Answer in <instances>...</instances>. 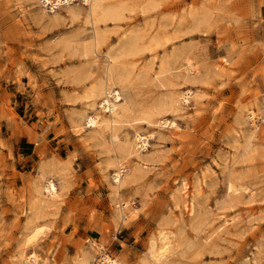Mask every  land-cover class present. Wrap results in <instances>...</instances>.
Wrapping results in <instances>:
<instances>
[{"label":"rangeland","instance_id":"rangeland-1","mask_svg":"<svg viewBox=\"0 0 264 264\" xmlns=\"http://www.w3.org/2000/svg\"><path fill=\"white\" fill-rule=\"evenodd\" d=\"M102 6L117 11L99 10L92 23L82 0L56 13L42 0H0V264H22L35 226L43 229L36 252L46 264H99L96 243L119 264L142 263L161 229L172 236L169 264H264V0ZM129 39L137 51L119 55L115 66L130 107L118 141L136 130L152 137L141 154L146 170L128 178L119 198L111 132L83 129L78 117L104 78L108 53ZM182 54L196 66L189 74ZM188 89V104L168 108ZM161 104L180 129L143 121ZM22 136L38 145L30 158L15 156ZM48 159L59 182L55 199L37 191L38 165ZM184 182L187 194L179 196ZM192 197L191 217L183 203ZM119 199L137 215L120 218Z\"/></svg>","mask_w":264,"mask_h":264},{"label":"bare ground","instance_id":"bare-ground-1","mask_svg":"<svg viewBox=\"0 0 264 264\" xmlns=\"http://www.w3.org/2000/svg\"><path fill=\"white\" fill-rule=\"evenodd\" d=\"M72 1L75 0H42V3L46 8H49V10L52 11L51 13H56L60 5L70 4ZM82 1L88 6V16L91 18L92 23H94V19L98 15L99 10H102L106 14H109L107 11H117V9L104 10L102 0ZM116 18L118 19V17ZM94 36L95 39L98 40L96 31H94ZM134 51H137V47L135 46L133 39H129L124 40L114 53H108L107 57L109 63L106 66L104 78L92 87L87 95V98L89 99V107L78 117V123L83 129L96 133L104 129L111 132L112 150L116 153V156L115 160L109 163V166L113 167L110 180L114 186V193L119 198L121 197L120 190L126 185L128 178L136 172L146 170L145 166L147 163L142 160L141 154L148 151V146L152 137L151 134L142 133L140 130H136L133 134L132 140L126 138L124 143L118 141L117 131L123 122L122 118L129 113L130 107L129 103H127L126 93L123 88V84L126 82L125 74L124 72L117 71L115 66L119 55L132 53ZM183 55L184 54L181 56L184 58L185 55ZM184 62L185 67H183L185 68L186 74H189L196 69L192 59L184 58ZM228 64V61H224L222 66H220L221 71H226ZM192 98V92L188 89L183 92L178 99L172 98L173 101L170 103L171 105L169 104L170 106H168V108L176 105V102L188 104ZM168 108H165V106L161 104L158 106V109L155 110V115L152 114L154 112L153 110L147 111L146 119H143V121L147 122L148 125H154L161 129H180L175 116L170 117V115L166 114L169 111L167 110ZM172 110L176 111L178 108H173ZM259 111L262 114L260 118L264 121V100ZM256 115L255 111H251L248 114V117L254 120ZM153 117L155 120L152 121L151 119H153ZM256 131L257 125L253 133ZM131 155L137 160L128 159V156ZM54 164L55 161L53 159H48L46 162L42 161L38 165L39 177L36 182L37 191L39 194L49 199H55L59 196V182L58 178L55 176ZM188 188L186 182L181 183L180 189H178V195H186ZM229 189L236 190L233 184L229 185ZM193 199L194 197L183 203L184 209L188 210L191 217L195 214V203ZM38 201L43 206H50L43 198ZM116 207L118 215L122 219L137 215V210L131 206L128 201L119 199L116 201ZM42 233V227L36 228L35 226L32 233L26 238L21 250L22 264H46V261L41 259L40 255L36 252V242ZM171 240L172 236L169 233L163 229L159 230L157 237L149 240L147 251L142 263L137 264H169L168 261L171 255L175 254L172 252L173 245ZM177 247H179V245H177ZM177 247H175V249H177ZM92 249L94 254L99 256V264H119V261L107 252V249L102 243L92 244Z\"/></svg>","mask_w":264,"mask_h":264},{"label":"crops","instance_id":"crops-1","mask_svg":"<svg viewBox=\"0 0 264 264\" xmlns=\"http://www.w3.org/2000/svg\"><path fill=\"white\" fill-rule=\"evenodd\" d=\"M19 141H21V143L14 145L15 156L18 154L19 158L22 156L25 159V158H30L34 154L37 153V151L39 149L38 145L35 142L30 141L28 139V137L22 136L19 138ZM24 150L31 151V153L30 152H23Z\"/></svg>","mask_w":264,"mask_h":264}]
</instances>
